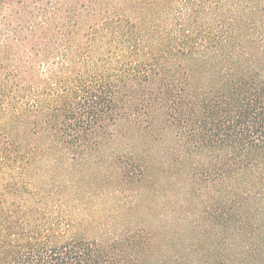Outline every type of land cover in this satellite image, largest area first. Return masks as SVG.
I'll return each mask as SVG.
<instances>
[{
	"label": "trees",
	"instance_id": "16d2710c",
	"mask_svg": "<svg viewBox=\"0 0 264 264\" xmlns=\"http://www.w3.org/2000/svg\"><path fill=\"white\" fill-rule=\"evenodd\" d=\"M120 121L206 155L191 175L235 223L208 264H264V0H0V264H138L84 229L78 169ZM118 154L117 176L145 177Z\"/></svg>",
	"mask_w": 264,
	"mask_h": 264
},
{
	"label": "rangeland",
	"instance_id": "374dc122",
	"mask_svg": "<svg viewBox=\"0 0 264 264\" xmlns=\"http://www.w3.org/2000/svg\"><path fill=\"white\" fill-rule=\"evenodd\" d=\"M161 128L158 122L157 129L148 133L120 121L115 142L103 147L101 160L78 169L88 171L89 186L95 190L92 206L83 212L88 224L84 229L105 241L122 233V256H133L138 264H208L233 249L227 246L232 232L225 230L234 220L217 219L226 193L191 175L192 166L199 159L206 161V155H187V146L175 144L170 132ZM124 151L142 159L143 179L125 181L117 176L114 159ZM209 211L216 218L208 219ZM240 213L250 223L261 216L252 207ZM223 237L229 240L223 242Z\"/></svg>",
	"mask_w": 264,
	"mask_h": 264
}]
</instances>
